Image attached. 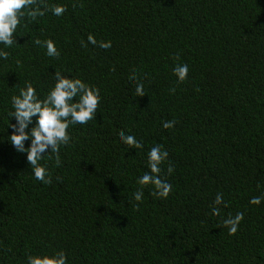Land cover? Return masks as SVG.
Listing matches in <instances>:
<instances>
[{
  "label": "trees",
  "instance_id": "trees-1",
  "mask_svg": "<svg viewBox=\"0 0 264 264\" xmlns=\"http://www.w3.org/2000/svg\"><path fill=\"white\" fill-rule=\"evenodd\" d=\"M56 4L60 16L50 11ZM36 5L44 15L21 9L13 44H0L8 53L0 58V264L61 250L66 264H264V0ZM36 39H51L59 54L46 55ZM177 64L188 66L183 81ZM56 71L95 87L100 100L91 120L69 125L59 165L45 154L44 184L8 140L10 98L29 82L43 99ZM155 145L168 152L164 198L137 183ZM238 212L229 235L223 221Z\"/></svg>",
  "mask_w": 264,
  "mask_h": 264
},
{
  "label": "clouds",
  "instance_id": "clouds-1",
  "mask_svg": "<svg viewBox=\"0 0 264 264\" xmlns=\"http://www.w3.org/2000/svg\"><path fill=\"white\" fill-rule=\"evenodd\" d=\"M31 6V7H29ZM21 9L27 10V15L35 19L43 16L44 10L36 5V0H0V44L5 48L13 44V33L20 22V17L25 13ZM50 11L54 16L64 13L65 7L61 4L51 6ZM46 49V55L57 56L59 53L54 42L47 39L41 42L34 41ZM88 43L96 45L97 41L93 35L89 34ZM110 41H101L99 47L109 48ZM8 53L0 49V58H6ZM178 81H183L188 72L186 64H177L172 69ZM55 83L49 89L47 95L40 99L34 86L25 82L17 94L10 98L11 111L9 117L14 118V123L8 124L11 133L8 140L19 153H26V160L31 168L35 180L44 184L51 182V177L45 165L41 164L46 153H51L55 157V162L59 165V149L62 145H67L71 139L68 132L69 125L85 124L91 120L96 113L100 95L98 89L90 86L80 78L66 76L59 71L54 73ZM134 84V92L137 96H143V85L135 83V77L129 81ZM173 121H165L162 126L170 128ZM31 125V127H29ZM119 140L126 145L140 148L142 145L133 135L120 133ZM29 141L28 145L25 142ZM147 168L149 171L138 177L139 185L151 184L155 188L154 196L167 197L171 190V185L159 175L160 165L168 157V152L160 145L151 147L147 153ZM167 171L171 173L173 168L168 166ZM134 199L140 201L143 192L133 193ZM222 197L217 194L215 204H220ZM250 203H259V198H253ZM218 209L212 208L213 215ZM242 219V214L237 213L234 217H229L223 221V225L228 228V234L237 231L238 223ZM27 264H66L64 252L37 253L27 256Z\"/></svg>",
  "mask_w": 264,
  "mask_h": 264
}]
</instances>
